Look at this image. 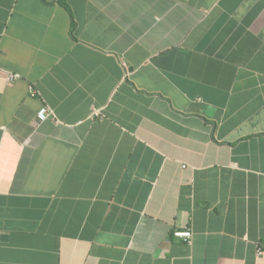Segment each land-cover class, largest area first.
<instances>
[{"label": "crops", "instance_id": "crops-1", "mask_svg": "<svg viewBox=\"0 0 264 264\" xmlns=\"http://www.w3.org/2000/svg\"><path fill=\"white\" fill-rule=\"evenodd\" d=\"M0 264H264V0H0Z\"/></svg>", "mask_w": 264, "mask_h": 264}, {"label": "built area", "instance_id": "built-area-1", "mask_svg": "<svg viewBox=\"0 0 264 264\" xmlns=\"http://www.w3.org/2000/svg\"><path fill=\"white\" fill-rule=\"evenodd\" d=\"M19 78V75L15 74V73H6V82L7 83H12L14 81H16ZM51 111L47 108V107H42L38 113H37V119L42 122L44 120H46L49 115H50ZM93 116L98 117L99 113L97 111H93ZM173 237L175 239H180L184 242H189L191 240V232L187 229L184 230H175L172 233Z\"/></svg>", "mask_w": 264, "mask_h": 264}]
</instances>
